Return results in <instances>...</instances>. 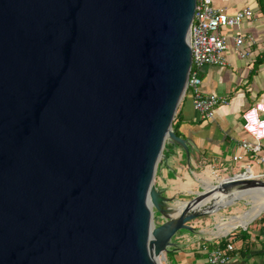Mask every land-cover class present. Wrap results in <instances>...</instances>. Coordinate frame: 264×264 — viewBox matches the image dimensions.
<instances>
[{
    "label": "water",
    "instance_id": "obj_1",
    "mask_svg": "<svg viewBox=\"0 0 264 264\" xmlns=\"http://www.w3.org/2000/svg\"><path fill=\"white\" fill-rule=\"evenodd\" d=\"M193 6L0 0V264H160L190 220L242 198L213 195L264 191L235 174L175 203L153 183L166 142L188 158L171 122Z\"/></svg>",
    "mask_w": 264,
    "mask_h": 264
},
{
    "label": "crops",
    "instance_id": "obj_2",
    "mask_svg": "<svg viewBox=\"0 0 264 264\" xmlns=\"http://www.w3.org/2000/svg\"><path fill=\"white\" fill-rule=\"evenodd\" d=\"M212 3L228 14L248 7L250 19L243 18L238 27L221 31L228 35L236 31L249 34L254 43L248 47L250 55L247 58H238L230 46L224 53V64L203 65L198 69L201 92L214 93L226 100L225 104L214 107L211 119L201 118L193 110L189 90H185L176 105L172 120L179 136L188 141V158L186 160L178 146L169 145L153 178L161 194L175 203L189 199L203 182L207 186L208 181L214 180V175L222 178L242 172L264 173V162H257L238 145L241 140H250L240 128V112L255 101L264 103V14L257 0H212ZM261 145L264 156V139ZM236 154H241V159L234 161L232 156ZM226 214L230 213L218 212L214 216L190 220L192 231H180L172 237L174 246L170 248L175 250L169 259L165 256L166 264H209L206 251L218 247L222 238L225 239L221 242L223 245L229 242L233 247L224 264H263L264 211L245 227L219 229L220 217ZM247 221L236 225H244ZM215 226L217 228L213 229Z\"/></svg>",
    "mask_w": 264,
    "mask_h": 264
},
{
    "label": "built area",
    "instance_id": "obj_3",
    "mask_svg": "<svg viewBox=\"0 0 264 264\" xmlns=\"http://www.w3.org/2000/svg\"><path fill=\"white\" fill-rule=\"evenodd\" d=\"M243 18H251V11L248 7L228 14L223 9L215 7L212 0H194L188 28L190 64L184 92L189 90L191 106L201 118L211 119L214 107L218 104H225L226 100L214 93H202L199 89L200 79L197 71L203 65L224 64V53L230 46L238 58L244 59L250 55L248 47L254 43V38L251 35L243 34L240 31L228 35L221 31L228 27H238ZM239 118L240 128L250 137L249 141L241 140L238 144L239 147L244 152L254 156L257 162H264V156L261 155V141L264 139V103L255 101L240 112ZM240 159L241 154L232 156L234 161ZM237 174H243L244 178L250 179L264 178V173L252 175L250 172H242ZM233 175L235 176V174ZM214 177V179L221 178L217 175ZM227 233L228 231L224 234ZM232 249V244L228 242L222 247L218 246L207 250L206 262L224 264Z\"/></svg>",
    "mask_w": 264,
    "mask_h": 264
},
{
    "label": "bare ground",
    "instance_id": "obj_4",
    "mask_svg": "<svg viewBox=\"0 0 264 264\" xmlns=\"http://www.w3.org/2000/svg\"><path fill=\"white\" fill-rule=\"evenodd\" d=\"M213 196L215 203L218 202L222 204L228 201H232L234 197L235 198L247 197L250 199L249 201L250 208L247 211H242L241 213L235 215V217L225 222L220 221V223H218L219 229L220 228L230 229L241 221L252 219L259 211L264 210V191H261L260 193L251 192L249 194H239L236 196L235 194L230 195L227 192H222L218 195H213Z\"/></svg>",
    "mask_w": 264,
    "mask_h": 264
},
{
    "label": "rangeland",
    "instance_id": "obj_5",
    "mask_svg": "<svg viewBox=\"0 0 264 264\" xmlns=\"http://www.w3.org/2000/svg\"><path fill=\"white\" fill-rule=\"evenodd\" d=\"M250 199L247 198V197H242L230 204H228V206H225V207H222L220 210H218L215 214H218V212H222V213H230L232 214V216L228 217V218H233L235 217V215L241 213L242 211H247L249 208H250V203H249ZM264 211V210H263ZM262 211V212H263ZM261 213V212H260ZM215 214L213 215H208V216H214ZM234 214V215H233ZM226 215H229V214H226ZM226 215H224L223 217H225ZM205 216V215H203ZM202 216V217H203ZM160 219V218H159ZM156 221V219H155ZM161 221V220H160ZM241 228V227H240ZM180 231H186V230H179L178 232ZM159 260V263L160 264H166V261H165V255L163 258H158Z\"/></svg>",
    "mask_w": 264,
    "mask_h": 264
},
{
    "label": "trees",
    "instance_id": "obj_6",
    "mask_svg": "<svg viewBox=\"0 0 264 264\" xmlns=\"http://www.w3.org/2000/svg\"><path fill=\"white\" fill-rule=\"evenodd\" d=\"M257 2H258L259 8L261 9V13L264 14V10H263L264 9V2H262V0H257ZM171 128H172L174 134L177 135V136H179V133L177 131L176 124L173 122V120L171 122ZM169 145L177 146L176 144H173V143H170V144L169 143H165L164 144V147H163V151H162L163 153L165 152V150L168 148ZM261 217L262 216H259L258 218L261 220ZM159 221H160V219H156L155 223H158ZM224 240H225L224 238H222L221 240H219V243H220L219 246H222L223 245V243H221V242H224ZM174 250L175 249L170 248V250H168L166 252V254H165L166 258L169 259V257L172 255V253H173Z\"/></svg>",
    "mask_w": 264,
    "mask_h": 264
}]
</instances>
